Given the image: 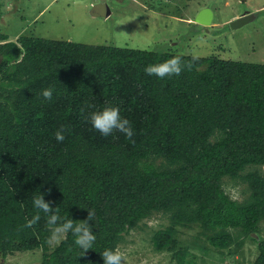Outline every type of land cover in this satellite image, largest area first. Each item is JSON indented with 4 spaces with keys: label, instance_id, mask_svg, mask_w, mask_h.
I'll return each instance as SVG.
<instances>
[{
    "label": "trees",
    "instance_id": "1",
    "mask_svg": "<svg viewBox=\"0 0 264 264\" xmlns=\"http://www.w3.org/2000/svg\"><path fill=\"white\" fill-rule=\"evenodd\" d=\"M8 37L0 32V257L41 248L39 264H103L101 251L162 212L169 225L155 246L176 250L180 264L181 226L200 228L221 250L251 236L253 264H264V63ZM174 55L185 65L179 75L144 71ZM48 86L51 101L41 95ZM106 105L130 120L134 142L91 127L87 114ZM240 183L243 197L233 198L225 186ZM42 193L66 219L94 211V249L79 256L70 232L51 247L55 227L43 213L25 227Z\"/></svg>",
    "mask_w": 264,
    "mask_h": 264
},
{
    "label": "rangeland",
    "instance_id": "2",
    "mask_svg": "<svg viewBox=\"0 0 264 264\" xmlns=\"http://www.w3.org/2000/svg\"><path fill=\"white\" fill-rule=\"evenodd\" d=\"M263 6L264 0H0V32L12 41L28 34L264 63ZM203 8L214 14L208 26L195 20ZM245 11H252L256 18L238 28L230 26ZM225 187L233 198L243 197L244 184ZM140 225L124 233L117 248L123 253L122 264H180L176 250L158 249L154 243L155 232L169 225L167 215L154 212ZM199 230L179 228V237L188 249L184 264L254 263L258 246L251 236H242V245L221 250ZM66 235L56 234L54 228L50 246L56 247ZM42 256L41 248L18 250L0 257V264H39Z\"/></svg>",
    "mask_w": 264,
    "mask_h": 264
},
{
    "label": "clouds",
    "instance_id": "3",
    "mask_svg": "<svg viewBox=\"0 0 264 264\" xmlns=\"http://www.w3.org/2000/svg\"><path fill=\"white\" fill-rule=\"evenodd\" d=\"M240 17V16H239ZM200 24V23H199ZM207 26V25H205ZM190 67V65H188ZM185 65L182 63L181 56L174 55L161 62L151 63L145 66L144 71L148 75H155L158 78L170 77L179 75ZM45 100L51 101L54 97V88L51 86L44 87L41 92ZM86 119L91 127L98 131L102 136H109L115 131L123 133L125 138L131 142L133 137V127L130 120L121 115L119 107L115 105H106L100 108L93 109L87 114ZM65 129L63 125L56 130L55 139L57 141L64 140ZM32 204L38 211L26 221L25 227H32L41 219L43 213L47 220V224L54 226L56 234L60 232H70L74 237V245L82 252L83 256L87 250L94 249V244L97 239L96 232L92 230V224L89 221L94 219V211L88 208V215L85 219H80L78 222L74 219H66L59 213V209L53 208L52 202L44 198V194L37 195L33 198ZM103 264H122L123 253L116 248H105L100 252ZM78 256V257H79Z\"/></svg>",
    "mask_w": 264,
    "mask_h": 264
},
{
    "label": "water",
    "instance_id": "4",
    "mask_svg": "<svg viewBox=\"0 0 264 264\" xmlns=\"http://www.w3.org/2000/svg\"><path fill=\"white\" fill-rule=\"evenodd\" d=\"M254 13L248 14L245 16V13L238 17L235 20H232L230 22V26H232L233 28H238L243 26L244 24L248 23L250 20L253 19ZM213 11L210 8H203L197 15L195 20L202 24V25H210L213 21Z\"/></svg>",
    "mask_w": 264,
    "mask_h": 264
},
{
    "label": "flooded vegetation",
    "instance_id": "5",
    "mask_svg": "<svg viewBox=\"0 0 264 264\" xmlns=\"http://www.w3.org/2000/svg\"><path fill=\"white\" fill-rule=\"evenodd\" d=\"M263 7H264V6H263ZM244 13H245V16H246V15L251 14V13H253V12H252V11H245V12L241 13L240 16H242ZM254 18H256V14H255V13H254L253 19H254Z\"/></svg>",
    "mask_w": 264,
    "mask_h": 264
}]
</instances>
